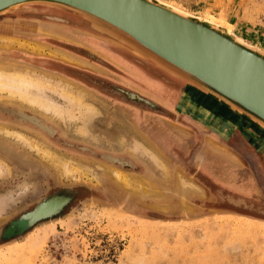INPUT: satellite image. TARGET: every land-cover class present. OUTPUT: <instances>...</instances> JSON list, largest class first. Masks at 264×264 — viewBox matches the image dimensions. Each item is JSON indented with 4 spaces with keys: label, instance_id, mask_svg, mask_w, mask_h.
Returning <instances> with one entry per match:
<instances>
[{
    "label": "rangeland",
    "instance_id": "obj_1",
    "mask_svg": "<svg viewBox=\"0 0 264 264\" xmlns=\"http://www.w3.org/2000/svg\"><path fill=\"white\" fill-rule=\"evenodd\" d=\"M163 1L198 16H215L245 42L264 48V0ZM47 15L62 17L63 21ZM0 36L53 47L72 58L64 61L21 49L0 51V59L48 70L81 86L100 110L90 122L97 141L91 134L90 138L76 132L73 122L63 124L29 108L21 110L56 129L53 136L29 124L18 127L14 118L0 113V124L24 131L38 147L46 144L73 172L64 176L57 163L39 150L0 134V141L29 161L20 163L0 149L5 173L0 176V223L15 217L22 207H29L53 184L81 187V193L60 214L13 235V230L7 229L0 241V264H264V175L260 178L252 170L259 187L256 183L253 186L249 178V184L244 181L251 177L249 171H237V165L218 152L205 153L203 145L207 150L214 148L205 142L206 136L213 139V131H208L202 121L206 113L179 111L201 108L213 98L193 88L184 89L185 81L107 39L80 15L51 4L26 3L0 13ZM135 95L150 99L165 112L145 108L143 99ZM193 96L198 105L191 102ZM0 105L16 106L2 96ZM207 118L215 121L218 116L211 113ZM120 133H124L125 143L135 138L160 154L165 174L155 165L150 168L149 182L155 192L141 196L121 184L100 157L110 151L132 158L118 143ZM139 158L133 157L132 169L111 164L135 177L147 178L144 165L148 159L145 155V160L143 155ZM242 160L249 164L245 157ZM74 167H86L96 178H86ZM178 170L196 182L202 193L194 186L181 188ZM60 191L63 189L56 190L59 194L55 198L71 196ZM234 196L244 198V202L236 204Z\"/></svg>",
    "mask_w": 264,
    "mask_h": 264
},
{
    "label": "water",
    "instance_id": "obj_2",
    "mask_svg": "<svg viewBox=\"0 0 264 264\" xmlns=\"http://www.w3.org/2000/svg\"><path fill=\"white\" fill-rule=\"evenodd\" d=\"M26 3L51 4L80 15L107 39L152 61L185 81L187 89L207 94L264 131V51L236 40L222 27L157 0H0V13ZM47 17L63 21L59 16ZM190 100L199 104L194 96ZM0 149L20 163H29L2 141ZM76 187L79 191L72 198L65 195L56 206H43L53 194L47 190L29 207H22L15 217L0 223V241L7 229L13 235L60 214L81 193V187Z\"/></svg>",
    "mask_w": 264,
    "mask_h": 264
},
{
    "label": "bare ground",
    "instance_id": "obj_3",
    "mask_svg": "<svg viewBox=\"0 0 264 264\" xmlns=\"http://www.w3.org/2000/svg\"><path fill=\"white\" fill-rule=\"evenodd\" d=\"M157 1L171 7L172 9H174L178 12L194 15V16L198 17L199 19H203V20H206V21H208V22H210L216 26H220L223 29H225L228 33L232 34L236 40H238V41H240V42H242L248 46L255 47V46H252L251 44L245 42L244 39H242L237 34H235L232 31L230 25H228L225 22L220 21L217 18L215 19V16L214 17L213 16H207V17L198 16V15H195L193 13H190V12H187V11L181 9L180 7H178L176 5L174 6V5H172L166 1H163V0H157ZM39 30H41V29H39ZM41 31H43L44 33L48 32L47 29H44ZM255 48H257V47H255ZM7 49L27 50V51H30L31 53H33L35 55H39V56H46V57H51V58L57 57V58L64 60V61H73L72 58H70L69 56H66L65 53H62L60 50H58L56 48L48 47V46H45V45H42L39 43H33V42L31 43V42H28V41H25V40H22V39H19L16 37H2V36H0V51L1 50L7 51ZM262 50L264 51V48ZM0 60L1 61L3 60L2 61L3 63H0V96H2L4 101L14 102L16 105V106L11 107V108L7 107V106L0 105V113L4 114L6 116H9L11 118V120L14 118L13 123L15 125L18 124V127H20V126L25 127L24 125L29 124L33 127L39 128L43 133H46L49 136H53L56 129H53L50 125H47V123H45L44 121H42L40 118L36 117L35 115L28 114L25 111L21 110L22 109L21 107L29 108L33 111H38V112L44 114L49 119H52V117H53L56 120L57 119L61 120L62 123L63 122H68V123L73 122L74 123L73 129L76 132H78L82 135L87 134V136L89 134H91V137L94 138V135L92 134V132L90 130V124H91L90 122H92L91 120L94 118V116L96 117L97 114L100 115V110H98L97 107L93 104V99L90 100L91 95H89L86 90L81 88V86H78V85L76 86L71 81H69L68 79H65L62 76L55 75L51 71L39 69V68L30 66L28 64H23V63L20 64V62H18L16 60H11V59L6 60L5 59L6 62H5L4 58H1ZM79 64H83V62H80ZM88 99H89V101H88ZM63 124H66V123H63ZM67 126H69V125H67ZM120 128H122V126ZM128 128L129 127L127 126V129ZM182 130H184V129H182ZM185 132L188 133L187 131H185ZM0 134L2 136H5V135L11 136L12 138H15L17 141L23 142L25 145H27V147L29 149L34 148L35 150H39L41 152L39 154H41L43 157H46L47 159H50V161H55L57 163L58 167L60 168V173L63 174L64 176L70 177L71 174H73V172H71L72 168L68 165L67 162L60 159L58 156L52 155L53 151L46 144H44L43 147H38V145L36 144L37 142L35 141L36 143H34L33 141L29 140L28 136L24 133V131L22 132L18 129H14L12 127H8V126H5L3 124H0ZM89 137H90V135H89ZM95 138H94V140H96ZM117 138H119L118 143H120V146H122V147L125 146L128 149V153L130 154V156L132 158L131 159L125 158L122 155H118L117 153L110 152V151L104 152L102 154V157L105 160V163H107V165L109 166L108 167L109 172L112 173V175L115 177V179L118 182H120L121 184H123L125 186L130 187L132 190L138 192V194L140 193V195L155 192L156 190H154V188L151 186V184L149 182L150 181L149 179H151L150 173L152 172L151 171L152 169L150 170V168H151V166L153 167V165H155V166H157V169H159V168L162 169L161 171H164V174H165V164L162 161V159L160 158V156H159L160 154H158L154 150H152L153 148L151 149V147H150L151 145H148L149 143H147V146H145L144 144L146 142L142 143L140 140L135 139V138L128 141L129 143L128 142L125 143L123 141L124 133H120V136H118ZM142 140H144V139H142ZM123 142H124V144H123ZM205 142H210V144L214 147V148L210 147L209 150H207V151H209V152H212V150L215 152H223L224 151V152L228 153L232 158H236L234 152H232L230 149L225 147V145H223V144L222 145L217 144V142L214 141L212 138H209L208 136H206ZM126 148H124V149H126ZM109 149H110V146H109ZM37 152L38 151H36V153ZM142 155H143V158L145 155V157L148 159L147 163H145V165H144V173L148 174L147 178L146 177L144 178L143 176L135 177L133 174L127 173L128 171H125V170L121 169V167L119 168L116 166V165L127 166L130 169H132L133 167H135V164L132 161L133 157H135V158L140 157L141 158ZM68 159H70V158H68ZM144 160H145V158H144ZM50 161H48V162L50 163ZM74 162H76V161H74ZM111 163L116 164V165L113 166ZM80 164H82V163L80 162ZM82 165H81V167H82ZM98 166L101 167L100 165H98ZM81 167L80 168L74 167L73 169H77L78 174H80L84 177L88 176L89 179L96 178L95 174H93L87 170L88 168L86 169V167H85V169H81ZM82 168H84V167H82ZM100 169L102 170V168H100ZM4 170H5V168H4ZM3 174H5V173L2 169V165L0 162V176ZM160 176L162 177L163 174ZM177 180H178V183L180 184L181 188H183L185 186H194L195 189H197V190L200 189L199 192L202 193L200 186H198V184L196 182H194L192 179H190V177L186 176V174L183 173V171H182V173L180 170L177 171ZM23 184H24L23 186L27 185V183H23ZM28 185H29V183H28ZM67 185L68 184H55L54 186H52L48 191H49V193H53V194L47 199L49 201L44 203L43 206L45 205V206L53 207V206H56L57 204H60L63 201L64 198H59V199L55 198L56 197L55 194H59V192L58 193H55V192H56V190H59V189H63V191L70 194L71 198H72L77 193V189H75L77 187L75 184H73V187L72 186L66 187ZM50 190H53V191H50ZM184 190H185V188H184ZM63 191H60V193ZM26 209H28V208H26ZM35 224H33V225H35Z\"/></svg>",
    "mask_w": 264,
    "mask_h": 264
},
{
    "label": "crops",
    "instance_id": "obj_4",
    "mask_svg": "<svg viewBox=\"0 0 264 264\" xmlns=\"http://www.w3.org/2000/svg\"><path fill=\"white\" fill-rule=\"evenodd\" d=\"M187 88H188V86L185 87V89H187ZM197 93L203 94L200 92H197ZM207 98H209V97H207ZM202 106L210 108L214 112V114L219 117L220 122L232 125L233 127H237L240 129L241 133L244 134V136H248V137L252 138L255 141L257 148L260 150L261 160L264 163V149H263V144L261 142V140L264 141V131L263 130H261L257 125H255L254 123H252L248 119H246L244 116H241L239 114L234 113L232 110H230L228 107H226L223 103H221L219 101H216V100L210 101V104L202 103ZM214 135H213V139L215 138L214 139L215 141L221 142L222 144L225 145V147H227L232 152H234V154L236 156V160L224 151L218 152V153H220V155H222V156H226L227 160H229L233 164L237 165L236 166L237 171H240V170H244L245 172L249 171L248 174H251V177L248 176L244 181H246L249 178L253 186L256 183V186L259 187L257 175H254V173L252 172L251 166L249 164L246 165L243 163V160H242L244 158L243 154L237 148L233 147L232 144H230V142H227V141L223 140L222 138H218L216 136V134H214ZM231 138L238 139V138H240V134L234 129L233 133L231 134ZM205 146L206 145H203L202 147H204V149H205L204 151L206 153L207 152V149H206L207 146L206 147ZM250 181H246V182H248V184H249Z\"/></svg>",
    "mask_w": 264,
    "mask_h": 264
},
{
    "label": "flooded vegetation",
    "instance_id": "obj_5",
    "mask_svg": "<svg viewBox=\"0 0 264 264\" xmlns=\"http://www.w3.org/2000/svg\"><path fill=\"white\" fill-rule=\"evenodd\" d=\"M111 92H115V91H111ZM135 97L143 99V102L146 103L144 105L145 108L151 109V110L157 111V112L159 111L160 113L165 112L164 109H162V107L160 105L156 104L155 102L153 103V101H151L150 99H147L145 97H139L137 95H135ZM136 98H131L130 100L135 101L137 103ZM179 111H182V112L186 111L187 113L192 114V115H193V113H198L199 115L206 113L205 119H203L202 121H203V124L206 125L207 130L213 131V135L216 134V136L218 138H222L223 140L230 142V144H232L233 147L237 148L243 154V156L248 160L249 165L251 166V169L253 170V172L256 171L257 174H259L260 178L263 177V175H264V163L261 160L260 150L257 148L256 143L252 138H250L248 136H244V134L241 133L239 128L233 127L232 125L220 122L219 117L216 118L217 120H215V121L211 120V118L206 119L207 115L214 113L210 108L203 106L201 108L199 107V108L186 109V110L180 109ZM234 129L240 134V138H238V139L231 138V134L233 133ZM263 179H264V177H263ZM237 197L238 196H234L235 199L232 198V199L237 201L236 204H240V203L244 202L243 201L244 198L238 197L239 199H237ZM250 198L254 199V197H250Z\"/></svg>",
    "mask_w": 264,
    "mask_h": 264
}]
</instances>
